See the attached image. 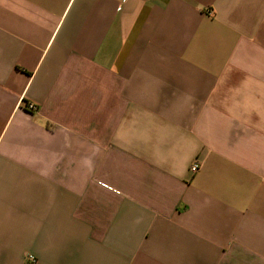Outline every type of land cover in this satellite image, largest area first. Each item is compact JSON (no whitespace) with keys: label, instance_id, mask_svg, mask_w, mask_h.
I'll return each mask as SVG.
<instances>
[{"label":"crops","instance_id":"crops-1","mask_svg":"<svg viewBox=\"0 0 264 264\" xmlns=\"http://www.w3.org/2000/svg\"><path fill=\"white\" fill-rule=\"evenodd\" d=\"M26 254L264 264V0H0V264Z\"/></svg>","mask_w":264,"mask_h":264},{"label":"built area","instance_id":"built-area-1","mask_svg":"<svg viewBox=\"0 0 264 264\" xmlns=\"http://www.w3.org/2000/svg\"><path fill=\"white\" fill-rule=\"evenodd\" d=\"M122 1H124V0H122ZM28 107H29V109H32V110L35 109V106L32 104H29ZM197 168H198V162L197 161H194L189 167L191 172H195L197 170ZM25 260H26L27 264H35L36 263V259L32 254H26Z\"/></svg>","mask_w":264,"mask_h":264}]
</instances>
